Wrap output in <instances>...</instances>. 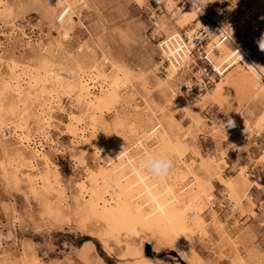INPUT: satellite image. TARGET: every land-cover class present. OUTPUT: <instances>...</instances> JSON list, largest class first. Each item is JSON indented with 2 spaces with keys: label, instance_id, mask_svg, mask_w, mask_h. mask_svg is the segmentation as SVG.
<instances>
[{
  "label": "rangeland",
  "instance_id": "obj_1",
  "mask_svg": "<svg viewBox=\"0 0 264 264\" xmlns=\"http://www.w3.org/2000/svg\"><path fill=\"white\" fill-rule=\"evenodd\" d=\"M5 1L11 5V17L23 29L26 37L21 40L22 36L18 33L7 40L5 36H1L5 45L1 52L19 63L40 66L43 56L25 47L23 43L24 40H30L33 45L48 41L52 43L57 36L59 22L52 19L50 10L57 6V0ZM232 1L234 8L227 17L244 25L246 36L250 38L246 43L248 54L254 56L260 51V55H263L264 51L260 50L254 38L255 31L264 21V0H260L258 9H250L253 2L258 0H237V4L236 0H207L205 7L214 15L215 12L227 11L225 6ZM68 2L75 8L79 6L81 13L80 19L74 18L70 25L63 54L85 60L87 64H92L95 59L99 62L98 55L93 58L88 54L76 53L78 45H91L93 35L99 39L103 50L124 69L130 70L133 75L143 74L158 117L181 137L184 155L188 162H192L193 170L206 180L205 186L213 194L210 204L223 221L232 240L228 242L218 237L209 219L208 209L204 213L207 226L203 240L195 232H186L189 240L179 242L165 228L148 224L135 226L137 240L130 239L128 247L112 240L108 247H104L95 238L100 225L85 216L82 201L76 191L77 183L85 178L86 168L95 169L102 163L87 143L90 138L88 134L85 142L78 144L72 154L69 153L73 133L81 125L74 122L72 114L54 113L52 120L58 132L50 135L55 150L48 147L45 141L41 145L38 139L35 141L50 158L56 169L55 175L47 174L42 164L36 162V172L27 171L20 166L22 175L10 170V178L13 180L6 181L0 168V258H6L0 264H23L22 257L26 264H98L96 255L110 264L133 262L136 257L152 259L154 264H234L232 242L236 243L248 264H255L259 259L264 264V158L261 156L264 152V78L251 72L248 63H234L211 89L200 92L197 96L196 91H185L183 84H191L192 81L188 79L190 72L181 69L174 82L177 97L181 100L179 104L177 97L157 86L154 75L164 77L167 73L165 67L170 65L169 58L163 56L157 47L167 39L166 29L171 23L163 6L160 10L155 9L152 0H141L140 4H135L134 0ZM85 2L88 8L82 7ZM242 6L247 7L246 10L241 9ZM61 9L60 6L56 14ZM249 11L253 14L248 15ZM152 12L155 20L149 16ZM201 17L205 18L202 14ZM153 21H156L155 26ZM1 30L4 34L9 33L8 27H2ZM235 30L238 33L241 29L235 25ZM155 65L157 68L154 70ZM102 67L106 72L109 71L107 64ZM206 92L210 96L203 102L200 112L191 111L202 125L191 123L187 111ZM10 96L9 93L6 94L5 104H8L6 101L13 102L14 98ZM63 104L69 109L67 99H64ZM116 105L119 111H123L121 106ZM138 108H134L135 112L132 111L135 125L140 124L141 118H147L140 115L142 106ZM261 113L263 115L258 118ZM229 119L234 122V126L225 127ZM114 121L115 113L110 112L104 116L99 126L111 127ZM9 129L10 135L4 136L9 148L21 151L26 159H32V151L28 148L21 149L12 137V129ZM237 135L240 136L238 148L233 145ZM95 140L98 142V135ZM1 153L0 149V162L3 160ZM195 153L204 161L210 162L206 174L197 171L199 160ZM242 166L252 173L248 176L250 185L245 186L240 182ZM215 172L242 196L243 201L239 206L228 199L227 188L221 185ZM27 173L40 181L37 193L30 192V182L22 180ZM255 174H260L262 183H253ZM86 240L94 245L95 250L81 258L80 247Z\"/></svg>",
  "mask_w": 264,
  "mask_h": 264
},
{
  "label": "bare ground",
  "instance_id": "obj_2",
  "mask_svg": "<svg viewBox=\"0 0 264 264\" xmlns=\"http://www.w3.org/2000/svg\"><path fill=\"white\" fill-rule=\"evenodd\" d=\"M134 2L140 4L141 0H134ZM176 2L162 0L171 23L166 29L167 39L157 47L163 56L169 58L170 65L165 67L167 73L164 77L154 74L157 78V86L175 98L178 96L174 85L176 76L180 72L179 69L181 70L188 61L187 54L184 56L179 54L180 59L176 56L179 48L175 43L183 39L181 33L183 32L189 38L197 29L208 27L210 28L207 40L209 46L217 40L218 35L215 25L205 16L207 11L204 0H196L197 7L183 9V11ZM259 2L260 0L253 2L250 9H256ZM60 6L62 9L59 14H56ZM73 6L68 0H57V6L51 8L52 19L59 22L57 36L52 43L48 41L33 45L30 40H24L25 47L43 56L40 66L34 67L19 63L1 52L5 48L1 36H5L7 40L17 36L18 33L22 36L21 40L26 36L23 29L17 26L11 17L13 13L11 5L5 0H0V149L3 154L0 168L2 176L6 181H10L12 175L10 170L22 175L20 166L27 171L36 172L38 170L36 162L42 164L47 174L54 176L56 171L54 165L40 148L42 146L38 147L35 139H38L40 145L42 141H45L48 147L55 150L50 134L58 131L54 127L52 115L62 113L70 116L72 114V119L76 124L81 125V128L73 133L72 143L68 147L69 153L72 154L75 147L84 143L89 135L87 143L94 149L96 158L102 163L95 169L86 168L85 178L77 183L76 191L78 198L82 201L85 216L100 225L95 238L104 247H108L111 240L128 247L130 239L137 240L135 226L141 227L148 224L165 228L179 242L189 240L185 235L186 232L190 234L195 232L203 240L207 226L204 213L208 209L210 210V218H208L218 237L228 242L232 240V236L211 205L213 194L205 186L206 180L193 170L192 162H188L184 155L185 148L181 137L177 132H173L167 122L158 117L156 106L152 104L150 98V90L145 86L143 74L133 75L130 70L124 69L103 50L99 39L93 35H91V45H78L76 53L88 54L93 58L98 55L99 62L95 59L92 64H87L85 60L70 58L69 55L63 54L70 25L74 22V18L80 19L79 6L78 8ZM82 7L89 6L85 2ZM225 8L231 11L234 8L233 1L231 4H226ZM246 8L241 7L243 10ZM201 14L205 18H202ZM252 14V11H249L248 15ZM211 16L217 22V28H221L223 25L220 20L216 16ZM236 25L241 29L242 34L244 25L238 21ZM2 27H8L9 33L4 34ZM255 32L254 39L258 44L264 37V21ZM218 49V53L213 55L216 62L220 63L231 58L233 53L229 43L218 44ZM181 50L186 52L185 49L181 48ZM237 63H248L251 72L264 78V54L260 55V51L254 56L248 54L243 62ZM104 64L108 65L109 71L104 70L102 67ZM156 68L155 65L153 69ZM243 70L246 71V69ZM92 90L98 93L95 94ZM7 93L14 98L12 103L6 101L8 104H5ZM209 96V92H206L187 111L191 123L201 124L200 119L192 115L191 111L199 113L203 102L209 99ZM64 99L69 101V109L65 108ZM177 102L180 104L181 100L178 99ZM116 104L121 106L123 111H119ZM139 106H142L140 109L142 114H138L141 117L145 115L147 118H141L140 124L135 125L132 111ZM110 112L115 113L114 123L111 127L103 125L100 127V122H103L104 116ZM262 115L261 113L258 118ZM4 127L12 129V137L21 149L28 148L32 151V159H26L21 151L9 148L5 135L2 133ZM86 134H88L87 137ZM97 135L98 142L95 140ZM239 140L240 136L237 135L236 140L233 141L234 147L238 148ZM147 148L166 150L174 154V169L164 182H154L146 174L136 175L130 171L131 162L135 161ZM195 156L199 160L197 171L206 174L209 171L210 162L204 161L198 153H195ZM261 156L264 158V152ZM244 166L241 167L240 182L246 186L250 185L248 176L252 173ZM117 171L121 178L120 188L114 190L106 187L104 178L109 173ZM218 172H215L216 176L221 185L227 188L228 199L239 206L243 201L242 196L238 195L224 178H220ZM29 173L22 180L30 182V192L37 193L40 181ZM253 178V183H262L260 174L253 175ZM232 249L234 264H248L235 242H232ZM93 250H95L94 245L87 241L80 247L79 256L84 258L83 255ZM22 259L23 264H26L24 257ZM5 260V257L0 258V262ZM96 261L98 264H107L99 255H96ZM117 264H154V261L146 257H136L133 262H117ZM255 264H263V261L259 259Z\"/></svg>",
  "mask_w": 264,
  "mask_h": 264
},
{
  "label": "built area",
  "instance_id": "obj_3",
  "mask_svg": "<svg viewBox=\"0 0 264 264\" xmlns=\"http://www.w3.org/2000/svg\"><path fill=\"white\" fill-rule=\"evenodd\" d=\"M175 1H177V6H180L182 9L197 7L196 0ZM151 3L154 8L158 10L163 6L162 0H152ZM206 11V18L210 23L215 25L216 31L218 32L217 40L209 46L207 40L209 38L210 28L201 27L189 38H187L182 32L181 36L183 39H179V42L175 43L179 48L176 55L179 59L181 56H184V54L188 55V61L181 69L185 68L190 72V77L188 79L191 80L192 83L185 82L183 87L186 92L196 91L197 96H199L200 92L211 89L214 83L219 80L222 77V74L234 63L243 62L247 58L249 50L246 44L248 38L245 30L242 34L240 33L241 30L237 33L235 30L236 23L232 21L230 17H227L230 11L225 10V12H215L213 15L222 23L223 26L221 28H217V22L211 16L212 14L209 13V10ZM149 16L151 19L155 20L153 12ZM155 22L156 21H153L154 26ZM224 42L231 45V51L233 54L230 59L218 63L213 58V55L217 54L219 51L218 44ZM181 48L185 49L186 52L181 50ZM3 133L5 136L10 135L9 128H4Z\"/></svg>",
  "mask_w": 264,
  "mask_h": 264
},
{
  "label": "clouds",
  "instance_id": "obj_4",
  "mask_svg": "<svg viewBox=\"0 0 264 264\" xmlns=\"http://www.w3.org/2000/svg\"><path fill=\"white\" fill-rule=\"evenodd\" d=\"M204 0V7L207 5ZM237 4V0H236ZM261 51H264V37L258 42ZM226 126H234V122L229 119ZM175 166L174 155L166 150L147 148L141 152L137 159L131 162L130 171L133 174H146L152 178L154 182H164ZM104 184L111 189H119L121 178L119 172L109 173L104 178Z\"/></svg>",
  "mask_w": 264,
  "mask_h": 264
},
{
  "label": "trees",
  "instance_id": "obj_5",
  "mask_svg": "<svg viewBox=\"0 0 264 264\" xmlns=\"http://www.w3.org/2000/svg\"><path fill=\"white\" fill-rule=\"evenodd\" d=\"M86 241H88V240H86ZM90 241H91V240H90ZM83 242H84V241H83ZM83 242H82V243H83ZM80 246H81V245H80ZM100 257H101V256H100ZM108 263H109V262H108ZM108 263H107V264H108ZM109 264H110V263H109Z\"/></svg>",
  "mask_w": 264,
  "mask_h": 264
},
{
  "label": "crops",
  "instance_id": "obj_6",
  "mask_svg": "<svg viewBox=\"0 0 264 264\" xmlns=\"http://www.w3.org/2000/svg\"><path fill=\"white\" fill-rule=\"evenodd\" d=\"M135 4H137L136 2H135ZM176 5H177V2H176ZM180 70V69H179Z\"/></svg>",
  "mask_w": 264,
  "mask_h": 264
}]
</instances>
